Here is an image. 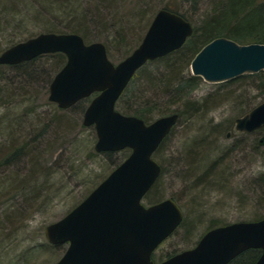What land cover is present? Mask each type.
<instances>
[{
    "label": "rangeland",
    "instance_id": "374dc122",
    "mask_svg": "<svg viewBox=\"0 0 264 264\" xmlns=\"http://www.w3.org/2000/svg\"><path fill=\"white\" fill-rule=\"evenodd\" d=\"M44 1L0 0V53L42 32L67 33V17L61 11L37 17L33 13L36 9L29 11L26 7L31 4L38 8L40 3H47ZM56 1L49 3L57 5ZM88 1L79 0L84 5ZM165 2L113 3L115 15L105 16V20L108 24L117 23L123 37L109 47L108 57L113 63L124 59L130 46L133 50L139 44ZM210 4L209 0H196L183 5V9L196 26L208 13ZM137 6L140 13L131 15L130 10H137ZM35 66H40L42 74L35 82L33 79L31 86L20 89V78L12 69L0 65V83L6 89L3 94L13 96L0 106V264H54L66 245H50L44 228L63 218L129 153L128 149L96 152L94 127L82 124L83 112L95 95L74 109H60L47 99V80L53 78L48 73L54 64L44 59ZM149 67L154 77L165 73L162 63ZM182 70V76H193L190 63ZM256 79L209 83L200 78L197 86L188 90L187 102L198 107L192 118L180 120L162 145L163 173L142 199L148 206L171 198L183 214L182 225L153 252L155 263L194 247L214 227L264 218V187L260 181L264 173V144H257L264 135V126L250 133L235 128L236 119L264 104V89L258 87ZM158 91L148 92L144 99H151L150 103L158 101L164 107L165 97L159 98L161 90ZM191 103L178 101L168 108L181 110ZM21 146L26 147L22 153L8 157ZM6 157L9 160L5 163ZM201 158L206 160L202 171L193 164Z\"/></svg>",
    "mask_w": 264,
    "mask_h": 264
},
{
    "label": "water",
    "instance_id": "95a60500",
    "mask_svg": "<svg viewBox=\"0 0 264 264\" xmlns=\"http://www.w3.org/2000/svg\"><path fill=\"white\" fill-rule=\"evenodd\" d=\"M192 32L188 20L159 9L140 43L116 64L109 60L102 42L86 44L75 33L42 32L0 53V65L63 54L66 62L48 86V101L65 110L96 93L82 117L83 126L94 127V150L130 149L78 205L44 228L50 245H67L55 264H155L152 253L182 222L183 214L170 198L148 207L141 202L161 171L152 155L177 124L178 114L145 124L118 112L115 104L142 66L180 49ZM263 70L264 43L241 45L224 37L204 45L190 63L191 74L209 83ZM263 126L264 104L235 121L240 132L250 133ZM257 143L264 144V135ZM249 249L261 250L253 264H264V218L213 228L193 248L157 264H229Z\"/></svg>",
    "mask_w": 264,
    "mask_h": 264
},
{
    "label": "trees",
    "instance_id": "16d2710c",
    "mask_svg": "<svg viewBox=\"0 0 264 264\" xmlns=\"http://www.w3.org/2000/svg\"><path fill=\"white\" fill-rule=\"evenodd\" d=\"M116 1L118 0H89L86 5H84V3H80L79 0H57V5H53L49 3L52 2V0H45L44 2L47 3H40V7L38 8L31 4L30 6L26 5V7L29 11L36 9L33 13H36L35 15L37 17L42 16L43 14L49 15L53 10L61 11L67 17V33L80 35L86 43L103 39L107 55L109 56V47L115 43V40L123 38L118 28H116L117 26H115L117 23L108 24L105 20V16L115 15L116 9L113 8L112 5ZM195 1L196 0H166L161 9L177 13L190 21L187 16L188 12L183 9V5H191L192 3H195ZM209 3H211L210 8L208 9L209 11H207L208 13L205 14L199 25L195 26L190 21L193 25L192 35L186 40L180 49L167 56L148 62L136 72L115 104L118 111L125 115L138 117L145 123L151 122L155 115L165 116L172 113L178 114L177 124L182 118H192L190 116L194 115V112L196 111L195 109L198 106L195 103L187 102V94L188 90L197 86L200 78L197 76H182V69H185L186 66L188 67L194 55L208 42L219 37H226L240 44L264 43V0H209ZM134 9L135 7L130 10L129 13L131 15L135 12H137L135 15H138L141 11L140 9L138 10V6L137 10L134 11ZM111 10L114 11L112 12ZM92 25L94 28H92ZM112 27H115L114 32L112 31ZM110 38L111 41H109ZM132 48L133 46H130L123 56H127L132 51ZM44 59H48V61L54 64V67L48 73V75L53 76L66 61L63 54L54 53L41 55L31 61L17 65L2 66L7 69H12L16 77L20 78L21 85L19 88L22 89L25 86H31L33 79L35 82L40 77L39 73L42 74L40 66L35 65ZM157 63L163 64L165 73L162 75L158 74L155 78L151 71L153 69H149V66H153ZM2 75V72H0V80L3 77ZM251 77H253V79L257 78L258 87L264 89V71L254 74H243L227 82L233 83ZM51 80L52 77L48 78L47 85H49ZM156 89L157 91L161 90L159 98L164 99L165 97L166 101L164 107H160L158 101L150 103L151 99H144V96L148 92ZM4 90L6 91L5 86L0 83V106L5 105L11 100V98H13V96L9 97L4 95ZM178 101H184L185 104H191L189 108L181 110H170L168 108L169 105H173ZM80 102L83 101L81 100ZM77 104L69 109H74ZM174 129L175 127L172 129L169 136L173 133ZM169 136L165 138L153 155V158H155V160L157 159L159 164L162 163L160 159L161 147ZM25 148L26 147L24 146H21L18 149L15 148L8 157L11 159L16 157V155L22 153ZM8 157L5 158V163L9 160ZM205 162L206 160L201 158L193 164H196L195 166L202 171L205 167ZM160 166L161 173L158 180L163 173V167L161 164ZM260 177V181L264 187V173ZM158 180L156 182H158ZM260 253L261 252L258 249L246 250L229 264H253L259 257Z\"/></svg>",
    "mask_w": 264,
    "mask_h": 264
}]
</instances>
